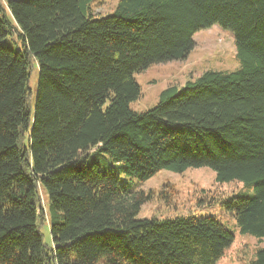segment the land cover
Returning a JSON list of instances; mask_svg holds the SVG:
<instances>
[{
	"label": "trees",
	"instance_id": "16d2710c",
	"mask_svg": "<svg viewBox=\"0 0 264 264\" xmlns=\"http://www.w3.org/2000/svg\"><path fill=\"white\" fill-rule=\"evenodd\" d=\"M96 1L0 0V264H217L235 240L218 218H138L152 194L136 181L162 170L242 182L251 193L218 204L263 239L264 0H119L103 17ZM215 25L233 33L239 69L132 110L135 74L185 60Z\"/></svg>",
	"mask_w": 264,
	"mask_h": 264
},
{
	"label": "rangeland",
	"instance_id": "374dc122",
	"mask_svg": "<svg viewBox=\"0 0 264 264\" xmlns=\"http://www.w3.org/2000/svg\"><path fill=\"white\" fill-rule=\"evenodd\" d=\"M119 0H97L93 5L96 16L112 13ZM9 15V13H8ZM195 46L182 61H170L150 66L135 74L140 85L141 96L130 104L132 110L145 112L160 101L161 93L170 86L182 87L197 79L205 71H235L240 67L234 35L218 25L202 30L194 36ZM39 69L34 62L31 69L30 88L32 96L38 84ZM120 173L122 169L120 168ZM122 176V179L124 177ZM138 188L152 194V198L141 208L138 218H173L193 215L214 216L235 234L233 244L225 251L217 264H250L258 248H264V238L258 239L243 234L235 218L218 204L222 197L238 193H251L240 181L216 183L215 172L207 167L190 168L184 173L162 170L147 181H136ZM40 207L44 218L40 231L44 243L51 245L48 195L39 188Z\"/></svg>",
	"mask_w": 264,
	"mask_h": 264
}]
</instances>
